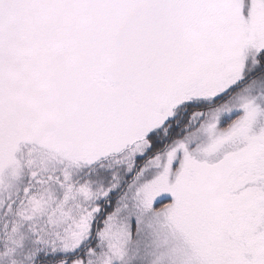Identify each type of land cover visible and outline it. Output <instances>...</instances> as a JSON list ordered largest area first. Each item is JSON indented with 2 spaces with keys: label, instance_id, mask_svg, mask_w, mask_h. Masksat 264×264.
Returning a JSON list of instances; mask_svg holds the SVG:
<instances>
[{
  "label": "snow or ice",
  "instance_id": "snow-or-ice-1",
  "mask_svg": "<svg viewBox=\"0 0 264 264\" xmlns=\"http://www.w3.org/2000/svg\"><path fill=\"white\" fill-rule=\"evenodd\" d=\"M0 264H264V0H0Z\"/></svg>",
  "mask_w": 264,
  "mask_h": 264
}]
</instances>
